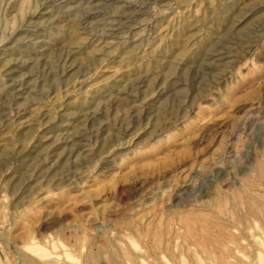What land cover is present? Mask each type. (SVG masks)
<instances>
[{"label":"rangeland","instance_id":"1","mask_svg":"<svg viewBox=\"0 0 264 264\" xmlns=\"http://www.w3.org/2000/svg\"><path fill=\"white\" fill-rule=\"evenodd\" d=\"M0 83V264H264V0H0Z\"/></svg>","mask_w":264,"mask_h":264},{"label":"bare ground","instance_id":"2","mask_svg":"<svg viewBox=\"0 0 264 264\" xmlns=\"http://www.w3.org/2000/svg\"><path fill=\"white\" fill-rule=\"evenodd\" d=\"M37 5V4H36ZM32 7V6H31ZM37 7H38V5H37ZM37 13V12H36ZM38 20V19H37ZM37 33V32H36ZM40 34V33H39ZM40 36H41V34H40ZM28 45V44H27ZM25 49V48H24ZM23 50V49H22ZM27 50V49H26ZM23 51H25V50H23ZM37 53H33V52H27V53H25V56H28V57H31L32 55H37L38 53H40L38 50L36 51ZM20 53V52H19ZM23 53V52H22ZM200 53V52H199ZM13 54V53H12ZM16 54V53H15ZM14 54V55H15ZM194 57H197V55L196 56H194ZM39 58V57H38ZM13 72V71H12ZM0 87H1V83H0ZM24 175V174H23ZM122 257V256H121ZM128 260V259H127ZM47 262H49V263H58V261L54 258V257H51L50 259L48 258L47 259Z\"/></svg>","mask_w":264,"mask_h":264}]
</instances>
